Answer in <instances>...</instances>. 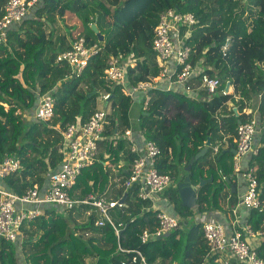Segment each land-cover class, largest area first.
<instances>
[{
    "label": "trees",
    "instance_id": "16d2710c",
    "mask_svg": "<svg viewBox=\"0 0 264 264\" xmlns=\"http://www.w3.org/2000/svg\"><path fill=\"white\" fill-rule=\"evenodd\" d=\"M7 1L0 0V20ZM168 9L195 16L197 25L189 40L193 60L204 57L210 67L207 73L225 80L220 92L207 99L204 92L199 94L201 99H195L152 90L145 109L146 96L141 94L138 129L161 149L160 173L177 181V187L167 190L164 197L182 225L185 219L224 209L226 196L221 194L233 179L231 148L236 147L237 128L253 116L245 111L254 112L256 106L262 136L251 167L258 166L262 209L251 211L249 223L264 231V0H42L20 25L11 28L7 43L0 46V162L12 155L23 165L22 170L2 180V187L20 196L35 186L43 193L51 174L63 162V137L57 128L64 131L77 118L87 121L98 108L100 94H110L99 158L83 171L70 196L80 199L93 193L112 200L126 196L124 208L112 213L124 228L117 237L112 227H97L98 214L88 206L73 207L68 217L52 205L43 206V215L22 227V243L0 241V264H118L127 258L119 245L124 249L137 247L145 230L158 227L157 212L148 209L150 202L139 198V188H125L135 156L129 142L117 135L132 127L133 99L124 94L122 85L106 80L105 70L108 60L118 57L128 64L129 84L158 77L161 68L153 52V39L159 15ZM94 23L105 37L102 43L92 30ZM79 38H85L89 45L99 43L103 50L91 58L80 77L66 80L71 68L57 63V57L72 49ZM228 39L230 47L224 55L221 50ZM227 82H231L233 93L225 96L222 90ZM94 90L97 93L88 97ZM46 93L56 101L52 121L27 120V115L34 118L40 96ZM208 138L210 147L206 146ZM226 142L228 151L220 150L213 160L214 148ZM118 163L123 164L121 171L112 175L110 167ZM188 175L195 186L201 179L213 177L198 191L196 212L184 207L179 195V185ZM231 196L234 203L235 194ZM86 233L91 236L85 238ZM142 249L150 264H220L219 256L210 252L203 224L198 221L187 229L152 239ZM259 252L264 257V243ZM89 258L96 262H88Z\"/></svg>",
    "mask_w": 264,
    "mask_h": 264
},
{
    "label": "built area",
    "instance_id": "2783aa9c",
    "mask_svg": "<svg viewBox=\"0 0 264 264\" xmlns=\"http://www.w3.org/2000/svg\"><path fill=\"white\" fill-rule=\"evenodd\" d=\"M41 1H7L0 20V46L7 43L11 28L20 25L29 16L33 7ZM195 25H197V19L191 13H182L176 9L162 11L155 28L152 47L157 64L161 68L160 75L148 82L131 85L128 82V64L118 57H111L105 70L106 80L122 85L124 94L132 99L139 93L144 94L146 96L145 109L150 100L148 94L152 90L170 91L195 99H201L199 95L201 92L206 93V99L217 95L224 80L218 76L211 77L207 73L210 67L206 64L204 57L193 60L194 52L189 40ZM229 47L230 39L222 47V54L225 55ZM102 50L101 44L89 45L85 38H79L73 43L72 49L60 53L57 63H66L71 68V73L66 76V80L80 77L91 58L99 55ZM232 91L231 84L229 91L222 90V94L230 95ZM109 99H111L110 94L102 93L98 100L101 108H97L87 121L83 122L82 118H77L76 122L66 130L61 131L59 127L57 128L63 137L61 149L63 162L60 169L51 174L49 187L43 193L38 186L27 190L22 196L0 187V241L22 243L24 239L22 227L42 216L43 206L47 205L59 207L64 211L71 210L73 207H91L98 214L96 226L99 228L110 226L117 237H120L124 225L116 222L112 213L114 210L124 208L125 203L121 202L122 199L112 200L107 196H98L93 193L80 199L70 196V191L77 185L78 178L83 171L99 158V144L105 139L104 133L110 113V107L106 111L103 110V103ZM55 102L51 93L42 94L36 109V120L51 122L55 116ZM245 112L248 115L253 114L251 110ZM135 132L140 142L134 139ZM259 133L261 130L257 128L254 114L249 121L240 123L237 128L233 166L247 181V191L232 207V224L226 226L224 223L208 220L206 213L198 218V222L203 224L204 237L210 252L219 256L218 263L220 264H264V257L259 252L264 242V232L254 230L248 223L242 225L239 217L242 210L260 211L262 209L257 169L249 168L243 172L240 168V161L243 157L258 153L259 149L254 147V142ZM117 138L128 141L130 151L135 156L131 171L125 178V188L128 191L137 186L139 198L151 203L148 209L157 212L159 222L156 230L143 232L139 246L124 249L119 245L120 252L127 258L119 261L118 264H150L142 247L150 240L162 238L183 226L180 217L172 216L160 205L165 201L164 193L173 183V178L158 170L161 149L155 142L146 140L142 131H136L131 127L125 131L124 135H117ZM214 153H219V147L214 148ZM22 169L23 165L17 157L6 155L0 162V179L3 180ZM226 179L224 177V180ZM83 236L88 238L91 235L86 233Z\"/></svg>",
    "mask_w": 264,
    "mask_h": 264
},
{
    "label": "crops",
    "instance_id": "0c3cea01",
    "mask_svg": "<svg viewBox=\"0 0 264 264\" xmlns=\"http://www.w3.org/2000/svg\"><path fill=\"white\" fill-rule=\"evenodd\" d=\"M233 92V91H232ZM142 100V96L140 97V102ZM233 104L230 103V106H232ZM252 111V110H251ZM36 114V111L34 113V116ZM141 114V113H140ZM256 120H257V114H258V107L255 106L254 108V112H253ZM140 117V115H139ZM131 118V117H130ZM132 122V121H131ZM138 123H139V118H138ZM133 128V127H132ZM139 128V127H138ZM134 129V128H133ZM134 130H139V129H134ZM141 131V130H139ZM261 136H262V130H261V133L257 134L256 138H255V142H254V147L258 150L260 147H261ZM134 139L138 142H140V139L138 138V136L136 135V132L134 133ZM219 147V152L220 150H226L228 151V144L227 142L222 145V146H217ZM234 147L231 148V150L233 149ZM236 150V149H235ZM205 152V151H204ZM202 155V154H201ZM216 153L213 154V160H215V157H216ZM234 155V154H233ZM252 158H253V155H246L245 157H243L240 161V168L241 170L244 172L246 171L247 169L249 168H256L258 170V166H255V167H251V161H252ZM123 165V164H122ZM234 168V174L231 176L233 179H232V182H229V184H227V187L225 188L224 192L221 194V196H226L225 200L223 201V206L225 207L224 209H221L220 208H217V209H213L212 211L210 212H207L206 213V216L208 220H215L217 222H221V223H224L226 226H230L232 224V221H233V217L231 216V210H232V207L244 196V194L246 193L247 191V181L245 180L244 177H242V174L238 173L236 170H235V167L233 166ZM222 171L219 170L218 172V175L219 176H222ZM210 178H213V177H210ZM205 180H210L209 177L206 178ZM227 180V179H226ZM3 186V182L2 180L0 179V187ZM4 187V186H3ZM49 187V185H48ZM5 188V187H4ZM234 188H235V191H234ZM232 194H235V202L232 203L231 202V195ZM166 199V198H164ZM167 200V199H166ZM166 200L163 202V203H160V205L163 207V209L165 211H167L169 214H171L172 216L174 215H177L176 212L174 211L173 209V205H171L169 202H166ZM250 213L251 211H248V210H242L240 211V214H239V217H240V223L242 225L244 224H250L249 223V219H250ZM197 221H199V219H197ZM253 228V227H252ZM254 229V228H253ZM255 230V229H254ZM258 231V230H256ZM264 232V231H262ZM263 241V240H262ZM262 241H260V243H262ZM264 243V242H263Z\"/></svg>",
    "mask_w": 264,
    "mask_h": 264
},
{
    "label": "water",
    "instance_id": "95a60500",
    "mask_svg": "<svg viewBox=\"0 0 264 264\" xmlns=\"http://www.w3.org/2000/svg\"><path fill=\"white\" fill-rule=\"evenodd\" d=\"M92 30L97 35L99 42H101V43L104 42L105 37L100 32V30L98 29L97 23H94L92 25ZM223 80H225V78ZM230 87H231V82H227L225 90L229 91ZM96 93H97V91L94 90L91 94L88 95V97H92ZM109 104H110V99L103 103V110L106 111L109 107ZM236 111H237V109H236ZM206 146L207 147L211 146V138H208ZM231 152L235 155L236 154L235 148H233L231 150ZM195 160H196L195 158L191 160L190 165L186 168L187 172L191 171L192 165L195 162ZM212 181H213V178H211L210 180H202L201 179L200 184L198 186H195L192 184L191 177L189 175L186 176L184 178L183 182L179 185V195H180V198L182 200L183 206L188 208V209L195 208L197 206V194H198L199 189L201 187H203L205 184L212 182ZM234 191H235V188H234ZM125 200H126V196L121 200V202L125 203Z\"/></svg>",
    "mask_w": 264,
    "mask_h": 264
},
{
    "label": "rangeland",
    "instance_id": "374dc122",
    "mask_svg": "<svg viewBox=\"0 0 264 264\" xmlns=\"http://www.w3.org/2000/svg\"><path fill=\"white\" fill-rule=\"evenodd\" d=\"M48 28L50 29V27H48ZM99 97H101V94H100ZM140 97H141V94H137L135 96V98H133V103H132V107H131V110H130V117H131V121H132L131 123H132V127L134 129H138V125H139L138 118H139V115H140V113L142 111V108H143V102H142L143 100H141V102H140ZM97 107L101 108V103H98ZM26 118H27V120H34V119L36 120L35 116L33 118L32 115L31 116L27 115ZM120 166H122V164H119V163L111 165L110 170H111L112 175H118L120 173V171H121L120 168H119ZM176 187H177V181H173V183L169 186L168 190L171 189V188H176ZM166 202H168V201L166 200ZM55 207L56 206H54L52 208H55ZM56 209L59 211V213H61L62 215L66 216V217H68L69 214H70L69 213L70 210L64 211V210L60 209L59 207H56ZM191 210L196 212L197 207H195V208H193ZM198 218H199L198 216H193L191 218L185 219L183 221L184 225L182 226V229H187L189 226H191L192 224L196 223ZM183 232H186V230H183ZM89 259H90V261H88V262H92V261L95 260V258H89ZM95 262H96V260H95Z\"/></svg>",
    "mask_w": 264,
    "mask_h": 264
}]
</instances>
